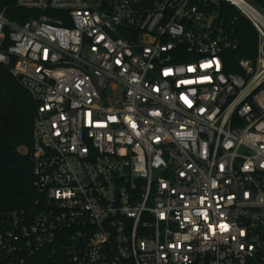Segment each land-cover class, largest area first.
<instances>
[{
	"label": "built area",
	"instance_id": "obj_1",
	"mask_svg": "<svg viewBox=\"0 0 264 264\" xmlns=\"http://www.w3.org/2000/svg\"><path fill=\"white\" fill-rule=\"evenodd\" d=\"M220 5L257 34L236 73ZM0 66L39 196L0 212V264H264V6L0 0Z\"/></svg>",
	"mask_w": 264,
	"mask_h": 264
},
{
	"label": "trees",
	"instance_id": "obj_2",
	"mask_svg": "<svg viewBox=\"0 0 264 264\" xmlns=\"http://www.w3.org/2000/svg\"><path fill=\"white\" fill-rule=\"evenodd\" d=\"M247 1L264 6V0ZM218 13L236 42L235 50L225 55L227 72L236 73L238 59L255 57L257 34L234 8L220 5ZM35 110L36 104L26 90L0 66V212H29L39 198L33 187L31 159Z\"/></svg>",
	"mask_w": 264,
	"mask_h": 264
}]
</instances>
